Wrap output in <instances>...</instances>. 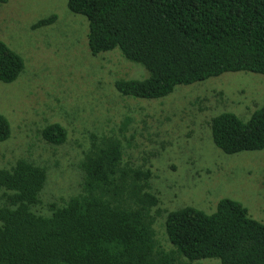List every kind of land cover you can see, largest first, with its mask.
I'll use <instances>...</instances> for the list:
<instances>
[{
    "label": "trees",
    "instance_id": "16d2710c",
    "mask_svg": "<svg viewBox=\"0 0 264 264\" xmlns=\"http://www.w3.org/2000/svg\"><path fill=\"white\" fill-rule=\"evenodd\" d=\"M67 6L86 18L92 55L118 49L147 69L144 79L114 82L123 96L159 98L176 85L225 72L264 75V0H67ZM54 19L50 14L31 27ZM23 66L0 40V81L15 80ZM211 130L226 153L264 148V103L247 119L218 113ZM66 133L52 123L42 136L58 144ZM8 135L0 114V141ZM122 137V131L93 135L79 163L81 186L60 203L43 202L46 164L25 156L1 164L0 264H196L207 258L264 264V223L237 200L221 198L211 212L164 207L162 218L154 217L159 191L140 176L144 162L130 168L122 160Z\"/></svg>",
    "mask_w": 264,
    "mask_h": 264
},
{
    "label": "rangeland",
    "instance_id": "374dc122",
    "mask_svg": "<svg viewBox=\"0 0 264 264\" xmlns=\"http://www.w3.org/2000/svg\"><path fill=\"white\" fill-rule=\"evenodd\" d=\"M50 14L51 23L31 27ZM87 30L86 18L67 0H0V40L24 62L15 80L0 81V114L9 123L0 168L21 156L46 164L43 202L60 203L81 186L79 163L93 135L122 131V160L130 168L144 162L140 176L159 191L162 205L152 208L154 217L175 205L211 212L219 199L230 198L264 223V148L226 153L211 130L218 113L247 119L264 103V75L225 72L176 85L159 98L123 96L114 82L144 79L147 69L118 49L92 55ZM52 123L66 129L63 142L42 136ZM172 191L178 196L169 197ZM204 260L196 264H220Z\"/></svg>",
    "mask_w": 264,
    "mask_h": 264
}]
</instances>
